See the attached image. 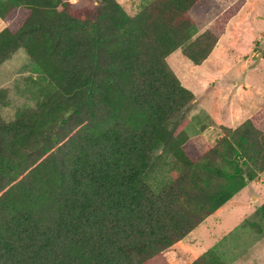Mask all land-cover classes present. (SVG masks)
Here are the masks:
<instances>
[{
	"label": "trees",
	"instance_id": "16d2710c",
	"mask_svg": "<svg viewBox=\"0 0 264 264\" xmlns=\"http://www.w3.org/2000/svg\"><path fill=\"white\" fill-rule=\"evenodd\" d=\"M87 3L0 8V63L22 48L46 79L37 105L0 117V264H169L199 215L264 170V105L201 154L182 122L193 93L165 62L179 49L199 65L244 0H149L132 16ZM154 152L172 162L158 190Z\"/></svg>",
	"mask_w": 264,
	"mask_h": 264
},
{
	"label": "rangeland",
	"instance_id": "374dc122",
	"mask_svg": "<svg viewBox=\"0 0 264 264\" xmlns=\"http://www.w3.org/2000/svg\"><path fill=\"white\" fill-rule=\"evenodd\" d=\"M3 1L0 0V8ZM88 1L86 7L95 5L96 0ZM116 1L132 16L149 0ZM218 1L226 7L235 0ZM3 25L0 15V29ZM258 54L262 58L254 63ZM165 62L193 93L182 122L187 134L201 148V154L206 153L221 139L222 127H236L264 105V0H244L199 65L182 57L179 49L171 52ZM45 84L46 79L25 51L16 49L0 63V87H6L0 117L9 121L18 109L33 108L43 98ZM171 164L169 155L154 152L153 165L145 176L153 190L169 181ZM242 168L245 173L246 166ZM262 174V181L252 185L251 181L246 182L245 188L216 214L199 215L201 220L179 240L181 244L177 241L165 250V258L171 264H188L210 251L224 264H264V171ZM258 179L259 175L255 180ZM255 194L258 198L252 200ZM240 214L242 218L238 219Z\"/></svg>",
	"mask_w": 264,
	"mask_h": 264
},
{
	"label": "crops",
	"instance_id": "0c3cea01",
	"mask_svg": "<svg viewBox=\"0 0 264 264\" xmlns=\"http://www.w3.org/2000/svg\"><path fill=\"white\" fill-rule=\"evenodd\" d=\"M260 57L262 58V55H261ZM261 58H260V59H261ZM263 171H264V170H263ZM263 171L259 174V179H258V180H254V181H251V182H250L251 185H252V184H255V183H257V182H260V181L263 180V179H262V176H263L262 173H263ZM245 186H246V185H245ZM245 186H243L241 189H239L234 195H236L238 192L242 191V190L245 188ZM234 195H232V196H231L228 200H226V201H227V202L230 201V199L233 198ZM253 198H255V199L258 198V195L255 194L251 199L253 200ZM226 201H225L224 203H226ZM224 203H223L221 206H219V207H218L215 211H213L212 213H215V214H216V213L220 210V208L224 205ZM241 218H242V217H241V214H240V215L238 216V219H241ZM239 221H240V220H239ZM190 231H191V230H190ZM190 231H189V232H190ZM180 240H181V239H180ZM175 243H176V242H175ZM175 243H174V244H175ZM174 244H172V245H174ZM177 244H181L179 240H178ZM177 244H176V245H177ZM172 245H171V246H172ZM171 246H170V248H171ZM168 248H169V247H168ZM168 248H167V249H168ZM165 252H166V251L162 252V254H164ZM163 256H164V255H163ZM164 257H165V256H164ZM165 259H166V258H165ZM194 259H195V258H194ZM166 260H167V259H166ZM191 261H192V260H191ZM191 261H190V262H191ZM167 262H168L169 264H171L170 261L167 260ZM190 262H189V263H190ZM179 263H180L179 261H174L172 264H179ZM181 263H182V262H181ZM189 263H188V264H189ZM182 264H183V263H182Z\"/></svg>",
	"mask_w": 264,
	"mask_h": 264
},
{
	"label": "water",
	"instance_id": "95a60500",
	"mask_svg": "<svg viewBox=\"0 0 264 264\" xmlns=\"http://www.w3.org/2000/svg\"><path fill=\"white\" fill-rule=\"evenodd\" d=\"M260 56H261V54H258V55L255 57L254 63H256V62L258 61V59L260 58ZM254 63L251 64L250 66H253Z\"/></svg>",
	"mask_w": 264,
	"mask_h": 264
}]
</instances>
